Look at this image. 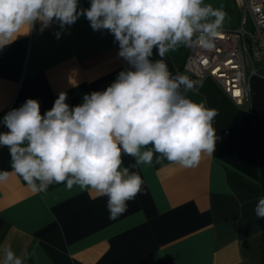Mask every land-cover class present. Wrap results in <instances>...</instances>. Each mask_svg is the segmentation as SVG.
I'll return each mask as SVG.
<instances>
[{"label":"crops","instance_id":"1","mask_svg":"<svg viewBox=\"0 0 264 264\" xmlns=\"http://www.w3.org/2000/svg\"><path fill=\"white\" fill-rule=\"evenodd\" d=\"M89 3L80 0V7ZM205 3L227 13L221 31H254L244 0ZM118 51L113 35L93 31L84 16L70 30L42 31L36 24L0 49V120L29 98L39 101L43 114L60 92L76 106L85 94L105 90L128 68ZM188 55L184 46L165 55L173 75L189 78ZM152 59H159L155 49ZM249 77L244 107L212 78L185 93L218 113L214 153L193 168L156 163L155 156L151 165L130 168L142 178L141 192L115 219L107 197L94 191L53 184L33 192L12 169L9 150L0 147V172L8 173L0 181V249L27 252L25 264H264V218L254 212L264 196V66ZM133 164V157H123V167Z\"/></svg>","mask_w":264,"mask_h":264},{"label":"clouds","instance_id":"2","mask_svg":"<svg viewBox=\"0 0 264 264\" xmlns=\"http://www.w3.org/2000/svg\"><path fill=\"white\" fill-rule=\"evenodd\" d=\"M81 16L93 31L113 35L128 68L76 106L60 92L42 114L39 101L27 99L0 120L7 128L0 132V147L9 150L12 169L33 192L53 184L94 191L107 197L115 219L141 192L142 178L130 168L151 165L154 156L156 163L193 168L214 153L217 111L185 95L192 81L173 75L164 57L181 46L214 48L227 13L205 0H90L86 9L80 0H0V49L36 24L42 31L54 22L63 29ZM154 49L159 59H152ZM125 155L135 164L123 167ZM7 179L0 172V181ZM254 212L264 218V196ZM0 252V264H25L29 255L18 256L11 246Z\"/></svg>","mask_w":264,"mask_h":264},{"label":"built area","instance_id":"3","mask_svg":"<svg viewBox=\"0 0 264 264\" xmlns=\"http://www.w3.org/2000/svg\"><path fill=\"white\" fill-rule=\"evenodd\" d=\"M254 24V31L242 29L223 32L215 40L211 50L193 44L185 70L192 84H200L207 78L215 80L225 94L239 107L250 101V75H258L264 66V0H244ZM246 24V17L243 25ZM51 26L60 28L54 22ZM66 26L64 30H70ZM250 42V47L248 46ZM239 92V95L236 93Z\"/></svg>","mask_w":264,"mask_h":264},{"label":"water","instance_id":"4","mask_svg":"<svg viewBox=\"0 0 264 264\" xmlns=\"http://www.w3.org/2000/svg\"><path fill=\"white\" fill-rule=\"evenodd\" d=\"M248 46L250 47V42H248ZM193 87H198V84L194 83Z\"/></svg>","mask_w":264,"mask_h":264},{"label":"snow or ice","instance_id":"5","mask_svg":"<svg viewBox=\"0 0 264 264\" xmlns=\"http://www.w3.org/2000/svg\"><path fill=\"white\" fill-rule=\"evenodd\" d=\"M239 94H240L239 92L236 93V95H239Z\"/></svg>","mask_w":264,"mask_h":264}]
</instances>
